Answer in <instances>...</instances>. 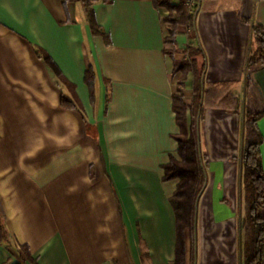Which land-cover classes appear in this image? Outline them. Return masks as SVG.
<instances>
[{"label":"crops","instance_id":"1","mask_svg":"<svg viewBox=\"0 0 264 264\" xmlns=\"http://www.w3.org/2000/svg\"><path fill=\"white\" fill-rule=\"evenodd\" d=\"M90 9L96 33L82 0H0V264L174 259L169 197L179 180L162 176L180 160L177 90L187 133L191 126L194 73L174 71L176 60H189L188 46L202 48L195 58L206 63V87L260 113L264 171V65L243 74L264 0H196L195 38L182 31L175 42H166L169 10L154 0H91ZM242 119L226 105L206 106L199 134L207 161L196 223H229L235 238ZM256 212L264 218V207ZM200 234L196 264H238L236 241L205 245Z\"/></svg>","mask_w":264,"mask_h":264},{"label":"trees","instance_id":"2","mask_svg":"<svg viewBox=\"0 0 264 264\" xmlns=\"http://www.w3.org/2000/svg\"><path fill=\"white\" fill-rule=\"evenodd\" d=\"M87 8L88 18L97 32V24L90 9L91 0H82ZM156 6H164L169 10L168 19L172 23L171 35L166 42H175V36L184 31L190 40L196 35L194 29V16L196 11L189 9L185 0H154ZM187 29V30H186ZM189 60H176L174 71H183L186 74L193 71L195 77V96L191 110L192 121L189 132L186 129V104L182 97L174 95L173 109L176 113L181 133L177 136L178 153L180 160L171 158L163 165V180L178 178V184L173 194L169 197L175 219V251L174 259L169 264H185L184 229L190 227L193 232L194 243L192 246L191 264H194L196 253V202L204 190L206 168L204 155L200 150L199 134L200 122L203 118L204 107H217L226 105L231 112L242 114L240 132V147L236 160L239 172L237 180V206L238 213V264H264V218L257 216V208L264 207V171L259 155V133L256 131L255 122L259 112L246 110L234 93H227L222 88L204 85V70L206 63H198L196 55H204L201 46H188ZM264 28L257 23L250 22V37L247 43L244 59L243 74L246 80L249 74L264 65ZM91 70L85 73L86 81L90 83ZM61 105L73 109L75 106L64 98ZM243 203L245 209L242 210ZM246 237L242 238L243 233ZM25 250V247H24ZM26 251V250H25ZM31 260V258L28 256Z\"/></svg>","mask_w":264,"mask_h":264},{"label":"rangeland","instance_id":"3","mask_svg":"<svg viewBox=\"0 0 264 264\" xmlns=\"http://www.w3.org/2000/svg\"><path fill=\"white\" fill-rule=\"evenodd\" d=\"M176 95H178V96L180 95L182 97L181 90H177ZM193 108H195V107L193 106ZM193 108H192V111L194 110ZM200 128H201V125H200ZM204 161L205 162L207 161L206 157H204ZM237 199H238V196H237ZM237 199H236V202H237ZM243 209H245L244 203H243V206H242V210ZM211 224H213V222L201 223V222L197 221V223H196V241H197V246H198L200 240L202 241V237H200L201 236L200 233H202V236H204V238H205V239H203L204 242H205V245H207V244L209 245L211 243L212 244L216 243L217 245H219V244L227 245L228 242H229L228 238H230L229 244H231L233 246L234 242L236 241V248H238V240H239V238H238V220L236 222V225H237L236 238H235V236L228 237V232L227 231L229 230V223L226 224L225 226L224 225H218V229L213 228ZM234 225H235L234 222L230 223L231 227L234 226ZM193 232H192L190 227H186L184 229L185 264H191L192 246L194 244V243H192V242H194ZM203 232H204V234H203ZM221 236H225V238H221ZM243 237H246V233L245 232L242 235V238ZM237 258H238V252H237Z\"/></svg>","mask_w":264,"mask_h":264},{"label":"built area","instance_id":"4","mask_svg":"<svg viewBox=\"0 0 264 264\" xmlns=\"http://www.w3.org/2000/svg\"><path fill=\"white\" fill-rule=\"evenodd\" d=\"M186 5L189 9H191L194 5H196V0H186Z\"/></svg>","mask_w":264,"mask_h":264},{"label":"water","instance_id":"5","mask_svg":"<svg viewBox=\"0 0 264 264\" xmlns=\"http://www.w3.org/2000/svg\"><path fill=\"white\" fill-rule=\"evenodd\" d=\"M197 207H198V202H196V209H197ZM195 224H196V218H195ZM195 235H196V230H195ZM194 264H196V259L194 260Z\"/></svg>","mask_w":264,"mask_h":264}]
</instances>
